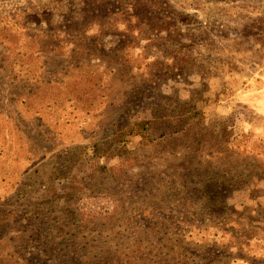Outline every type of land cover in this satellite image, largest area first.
Here are the masks:
<instances>
[{"label": "rangeland", "instance_id": "1", "mask_svg": "<svg viewBox=\"0 0 264 264\" xmlns=\"http://www.w3.org/2000/svg\"><path fill=\"white\" fill-rule=\"evenodd\" d=\"M0 264H264V0H0Z\"/></svg>", "mask_w": 264, "mask_h": 264}, {"label": "trees", "instance_id": "2", "mask_svg": "<svg viewBox=\"0 0 264 264\" xmlns=\"http://www.w3.org/2000/svg\"><path fill=\"white\" fill-rule=\"evenodd\" d=\"M193 114H192V118L196 115H200L199 111H196L195 108L193 109ZM154 122L152 120H142V121H138L136 123H134L133 125H131L130 127H128V129L130 130V134L131 135H141L143 136V139L149 142L154 141V137H152L151 135H148L147 132L152 129Z\"/></svg>", "mask_w": 264, "mask_h": 264}]
</instances>
